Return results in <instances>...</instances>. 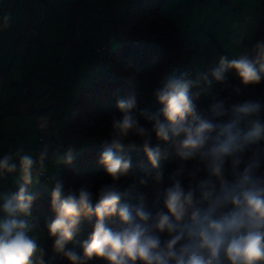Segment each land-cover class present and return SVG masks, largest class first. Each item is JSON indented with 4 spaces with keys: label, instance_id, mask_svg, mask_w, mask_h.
Returning a JSON list of instances; mask_svg holds the SVG:
<instances>
[{
    "label": "clouds",
    "instance_id": "1",
    "mask_svg": "<svg viewBox=\"0 0 264 264\" xmlns=\"http://www.w3.org/2000/svg\"><path fill=\"white\" fill-rule=\"evenodd\" d=\"M9 20L6 15L5 28ZM232 71L244 86L264 80V40L231 59L221 55L217 64L197 73L195 80L164 77L154 93L162 105L157 112L138 111L135 96L117 101L120 115L111 119L110 140L98 161L112 183L101 185L95 203L90 183L65 191L59 173L50 176L55 213L47 225L54 238L50 259L59 255L71 264H87L94 257L109 264H264V174L259 171L264 163V106L252 100L228 106L217 101L210 115H204L196 105L201 94L209 92L214 82H226V74ZM141 118L151 127L142 125ZM37 119L41 132L53 123L47 115ZM153 133L170 150L162 154L159 148H151ZM133 136L142 139L151 165L138 182L154 186V211L146 207L143 196L134 207L121 203L135 188L133 184L121 191L117 183L136 175L130 158L123 154L124 141ZM248 151L252 156L245 160ZM170 157L195 162L186 173L187 187L181 179L183 163L170 177L171 184L161 187V161ZM73 160V148L50 153L47 144L38 153L21 146L0 157V182L14 176L19 186L15 193L0 192L6 213L0 219V264H50L33 234L35 225L18 217L31 216L37 194L29 186L49 171L47 163L58 169ZM202 171L206 176L199 178ZM93 217L94 231L81 245L82 255L66 248L82 220ZM112 217L120 221L114 229L106 223Z\"/></svg>",
    "mask_w": 264,
    "mask_h": 264
},
{
    "label": "rangeland",
    "instance_id": "2",
    "mask_svg": "<svg viewBox=\"0 0 264 264\" xmlns=\"http://www.w3.org/2000/svg\"><path fill=\"white\" fill-rule=\"evenodd\" d=\"M8 1L11 2L9 8L3 7L0 10V15L3 13V17H0V70H3L0 74V157L14 153L21 146L26 152H34L39 134H43L46 140L53 144L58 130L73 117L75 120L78 118V114L74 116L73 104L80 99L89 75L97 73V55L90 49H95L96 43L101 42L102 38L100 40L99 35L95 33V20L108 19V11L103 9H108L106 3L110 4V0L99 3L85 0L86 5L82 2L84 7H89L85 10L83 31L88 34L92 27L95 43H91L93 39L83 40L80 44L83 48L74 53L73 46L76 43H68L72 36L71 28L68 27L70 19L57 17L58 21L46 31V15L42 17L41 8L43 7L45 12L47 3L65 1L72 3L71 7L76 10L77 0H0V3L5 4ZM149 1L145 0V5L137 10L136 16L146 13L145 8ZM123 4L126 2L123 1ZM130 5L128 3L127 7H122L123 12L128 10ZM155 12L162 19L148 17V23L143 29L150 30L149 27L154 26L165 34L171 32L178 42L177 52L175 51L178 54V62L194 72V80L197 73L207 72L217 64L221 55L231 59L264 40V0H160ZM6 15L10 17L7 28L3 26ZM77 16L79 17L78 14ZM80 21L81 18L74 26L72 41H80ZM35 31L41 34L42 38L44 33L46 38L53 36L50 39L56 43L49 42V39L36 42L33 39ZM63 41L67 44H60ZM122 49L123 47L112 39L109 53L118 54ZM141 49L148 50L151 46ZM120 67L131 71L129 63L123 62ZM228 74L232 76L235 72L226 75ZM93 77L94 74L90 80H93ZM241 86L245 92L239 91L233 98L225 96L226 106L241 103L244 99L258 101L264 106V88L258 93L257 88L261 86H244L242 83ZM114 87L115 84H110L108 89L113 90ZM216 92L214 82L206 94L212 95ZM108 97L109 94L103 87L97 97H87L86 112H92V118L85 122L91 131L110 130L113 116L100 118L99 115L101 104ZM41 115H47L53 121L45 132H41L38 127L37 118ZM261 119H264V110L261 112ZM99 158L89 156L88 165H100ZM47 166L48 176L34 180L29 186L30 191L39 187L48 191L54 185L50 176L57 168L50 162ZM86 172V169L82 170V173ZM205 176L203 171L199 173V178ZM14 186L18 184L15 177L10 176L6 181L0 182V192L11 194ZM2 204L3 201L0 200V212ZM0 219H3L1 214ZM21 219L31 222V219L26 217ZM33 234L38 237V244L43 248L44 234L36 225ZM162 238H166V234Z\"/></svg>",
    "mask_w": 264,
    "mask_h": 264
},
{
    "label": "trees",
    "instance_id": "3",
    "mask_svg": "<svg viewBox=\"0 0 264 264\" xmlns=\"http://www.w3.org/2000/svg\"><path fill=\"white\" fill-rule=\"evenodd\" d=\"M141 1L144 3L141 4ZM79 2H82V0H78L76 4ZM159 2L160 0H150L145 8L146 13L138 17L136 16V12L142 7V5H145V0H136L133 3L131 10L123 13L122 19L113 17L108 22L101 24L98 27L99 35L102 38L100 28L109 23L113 25V29H116L117 26H119L122 32V38L113 37L112 39H115L123 49L118 54L112 55L109 53V43V48L102 55H97L95 50V56L97 55V69L95 70L97 73L93 72L89 75L86 80L87 82L84 83V87L82 88L80 99L73 105V110L75 111L74 116L78 114L79 119L77 118L75 120L73 117L72 120L61 127L68 148L71 147L74 149V160L71 165H61V167L56 169L55 172H58L60 178L63 180L65 191H67L68 188L78 190L79 187L85 183H90L91 185L94 184L92 187L94 203L96 194L101 185L112 183V180L106 174L102 165L93 167L88 165L89 156L94 155L100 157V154L107 146L106 142L110 140V130L94 132L87 126L85 121L92 118V112H86L87 97H97L100 94L102 87L103 90L107 91L109 94V97L101 104L102 109L99 114L100 118L113 115L119 116L120 113L117 110V101L121 98H129L131 96H135L136 98L138 111L146 109L149 112H157L162 105L159 103V100L154 93L156 89L162 87V80L164 77L194 80V72L178 62V54L176 53L178 42L176 37L171 35V32L165 34L162 30H159L154 26L149 27L150 30L143 29L148 23V17H159L155 12V8ZM81 13L82 10L79 11V14ZM112 39H109V41L111 42ZM39 41L40 40L37 42ZM102 43L103 39L96 45V47ZM145 46H151V49H141V47ZM131 48L133 50H131ZM105 62H110V66L107 67L105 65L104 69H102V64H105ZM123 62L130 64L131 71L123 70L120 67V64ZM93 74V80H90V77L93 76ZM226 76V82H215L216 93L212 95L206 93L201 94L196 101L198 112L204 115H210V107L213 103L217 101L225 102V96L233 98L237 93L235 91L236 88L245 92L241 86V81L235 74L232 76L228 74ZM110 84H115L113 90L108 89ZM255 85L261 86L257 88V92L261 93L262 88H264V86H262L264 85V80ZM196 90L197 89L195 88L193 89V91ZM239 101H241V99ZM262 121H264V119H262ZM140 123L146 127H151V124L142 118L140 119ZM149 146L153 149L159 148L162 154L165 150H170L169 145L163 141L157 140L154 133ZM261 146L264 147V141L261 142ZM123 154L130 158L131 164L136 170V175L123 177L117 182L121 191L129 189L131 185L135 184V188L131 190L130 195L122 198L121 203L134 207L140 203V197L143 196L146 207L154 211V186L151 182L149 185H140L138 182L139 178L144 175V170L151 171V165L143 149L142 139L133 136L125 140L123 144ZM251 156L252 151H248L245 153L244 158L247 160ZM93 159L91 162H93ZM181 163H183L185 167V174L181 179L185 187H187L188 178L186 173L193 168L195 162H181L178 158L170 157L168 160L161 161L164 174L163 184L161 185L162 188H166L171 184L170 177L178 170ZM226 167L230 168V164L226 165ZM242 167L243 165H241V168ZM85 169L87 172L82 173V170ZM259 171L261 174H264V163H262ZM47 176V173H45V175L40 176L39 179ZM53 188L54 185H52L51 189H48V191H45L42 187L32 191L37 194V199L33 202L31 216L26 218L31 219V223L38 226L40 231L44 234V244L42 248L45 252L44 259L49 261L50 264H71L70 261L59 255H56L55 259H50L54 256V238L49 236L47 225L55 219V213L51 208V192ZM18 190L19 186H14L12 188V193L17 192ZM0 214L3 218H6V213H4L3 210ZM22 217L23 216L18 218L21 219ZM106 223L108 227L114 229L120 223L119 217H112ZM94 224L95 217L91 220H82L79 225L78 233L73 240L69 242L66 248L74 249L78 254L82 255L81 245L94 231ZM87 264H109V262L94 257L92 260L88 261Z\"/></svg>",
    "mask_w": 264,
    "mask_h": 264
},
{
    "label": "crops",
    "instance_id": "4",
    "mask_svg": "<svg viewBox=\"0 0 264 264\" xmlns=\"http://www.w3.org/2000/svg\"><path fill=\"white\" fill-rule=\"evenodd\" d=\"M78 1V0H77ZM93 1H97V3H99V1H101V2H103L104 0H93ZM123 1L124 2H126V4H123ZM130 1V2H129ZM82 2L84 3V5H86V2H85V0H82ZM82 2H79L78 4H76L75 5V7H76V10L74 9V8H72L71 7V5H73L72 3H66L65 1H62V2H58V1H56V2H52V3H47V5H46V11L44 12V8L42 7L41 8V15H42V17H44V14L46 15V19H44V23H46V25H47V27H46V31H48V28L50 27V26H53L54 24H55V22L56 21H58V19H57V17H59V18H64V19H70V21H71V23L70 24H68V27L70 26V28H71V34H72V36H71V40H70V42H68V43H76V45H74L73 46V50H74V53H77L79 50H81L82 48H83V46H80V44H81V42L83 41V40H86V39H89V40H91V39H93V42L91 41V43H95L94 42V40H95V37H94V29H95V33H96V35H99V32H98V27L101 25V24H104V23H106V22H108L111 18H113V17H117L118 15H123V9H122V7H127L126 5L129 3V5H130V3L132 2V0H110V4L109 3H106V6H108V9H103L104 11L105 10H107L108 11V19H106V20H101V19H99V18H96V20H95V27H94V29L91 27V29H92V31L90 32V33H88V34H85V31H83V28L85 27V24H84V21H85V18H86V13H85V10H87L89 7L88 6H83L82 5ZM9 4H11V2H5V4L3 3H0V10L3 8V7H6V9H8L9 8ZM90 6V8L92 7V5L90 4L89 5ZM133 6V5H132ZM86 7H87V9H86ZM96 7H97V9H99V6H98V4H96ZM126 9V8H125ZM80 10H82V13L81 14H79V11ZM131 10V6H129V8H128V10L126 9V11H130ZM77 14L79 15V17L77 16ZM0 17H3V13L0 15ZM79 18H81V20L82 21H80V23H81V28H80V32H81V37H80V41L79 42H77V41H72L73 39V29H74V26L76 25V22H78L79 21ZM64 19H61V21H64ZM42 20H43V18H42ZM12 27H16V26H13V25H11ZM36 32V31H35ZM37 33V32H36ZM42 33V32H41ZM43 34V33H42ZM45 34V33H44ZM43 34V37L44 38H40V40H42V39H49V40H51V41H49V42H51V43H56V41H53L52 39H50V38H53V36L52 37H49V38H46V36ZM34 35V34H33ZM32 36V35H31ZM34 39V38H33ZM32 39V40H33ZM99 39L101 40V37H100V35H99ZM35 40V39H34ZM33 40V41H34ZM36 41V40H35ZM37 42V41H36ZM100 42V41H99ZM98 42V43H99ZM98 43H96V44H98ZM60 44H67V42L66 41H63L62 43H60ZM95 44V45H96ZM93 44H91V46H92ZM47 46V45H46ZM89 48H90V46H89ZM91 50V52H94L95 53V49H93V48H91L90 49ZM3 73V70H0V74H2ZM28 90V89H27ZM74 105V104H73ZM72 120V119H71ZM70 121V120H69ZM69 121H67V122H69ZM66 122V123H67ZM65 123V124H66ZM40 135V134H39ZM41 135H43V134H41ZM44 136V135H43ZM37 149H38V145L36 146V148H35V150H34V152L33 153H36V151H37Z\"/></svg>",
    "mask_w": 264,
    "mask_h": 264
},
{
    "label": "built area",
    "instance_id": "5",
    "mask_svg": "<svg viewBox=\"0 0 264 264\" xmlns=\"http://www.w3.org/2000/svg\"><path fill=\"white\" fill-rule=\"evenodd\" d=\"M135 1L136 0H132L131 5H130L131 7ZM117 19H122V15H118ZM100 30L102 33L101 36L103 39V43L96 47L95 50H96L97 55H102L109 48V43H110L109 39L111 40L113 37L122 38V32H121V29L119 28V26H117L116 29H113V25L111 23L100 28ZM33 38L36 41H38L41 38V34H38L35 32L33 35ZM105 65L107 67H109L110 62L109 63L105 62V64H102V69H104ZM54 140H55L54 143L50 144L46 140L45 136L40 134L37 138L38 149H37L36 153H38L40 148L43 147L45 144L49 145V152L50 153L52 151L56 150L57 148H59L61 151H64L65 149L68 148V144H67L65 138L63 137L61 128L58 130L57 134L54 136ZM44 175H41V176H44Z\"/></svg>",
    "mask_w": 264,
    "mask_h": 264
}]
</instances>
